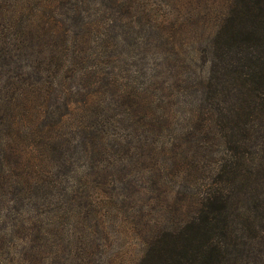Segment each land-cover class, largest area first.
Instances as JSON below:
<instances>
[{
	"label": "trees",
	"instance_id": "16d2710c",
	"mask_svg": "<svg viewBox=\"0 0 264 264\" xmlns=\"http://www.w3.org/2000/svg\"><path fill=\"white\" fill-rule=\"evenodd\" d=\"M175 2L0 0V264H264V0H211L192 53ZM153 36L172 81L122 63Z\"/></svg>",
	"mask_w": 264,
	"mask_h": 264
},
{
	"label": "rangeland",
	"instance_id": "374dc122",
	"mask_svg": "<svg viewBox=\"0 0 264 264\" xmlns=\"http://www.w3.org/2000/svg\"><path fill=\"white\" fill-rule=\"evenodd\" d=\"M210 4L211 0H176V2L173 4L175 13L179 15L181 19H186L187 44L185 48H189L191 53L195 51V48H200L202 46L200 45L201 41L206 40L210 35V23L208 17L204 16L206 15L205 12L209 11ZM198 12L199 14H197ZM199 15H203V19L200 21L199 25H197L196 23H194V21ZM132 30L138 37V39H142V33L139 31L138 27ZM162 41L163 40L153 36L152 38L143 41V45H138L136 44V39L130 37L128 39V42L132 44L119 46L118 48V51H126L123 54V57L127 62L122 61V63H124L125 65L135 66L136 64L140 63H143L145 65L150 61H153L156 64V80H161L163 75L169 78L170 81L174 80L173 75H165L167 68L163 62L167 60V57L165 55L168 54L169 56L173 54L175 50L171 47V45L167 44L166 42L163 43ZM133 45L137 46L136 51L134 50ZM173 61L174 59L171 60V62ZM195 66V69H197L198 72V69L202 70L203 63L199 61ZM179 109L184 112L185 107L182 106ZM127 185L128 183L126 185L120 186V193H123L126 190L130 191ZM111 217L112 219L115 218L113 216ZM98 233L100 237L102 236V239L107 241L109 244H112L111 249L113 251L116 250L117 247H126L131 244H136L134 237L124 236L121 233V228L119 227V224L116 220H110L108 222L107 228L105 230L99 231ZM94 250L95 253H101L100 249L98 248H94ZM133 250V252H138V248H136V246ZM50 255H52V258L50 259V262L48 264H66V257H70L69 248L66 247L65 249L59 250L56 253L50 252ZM25 256L26 260L30 264H41L39 260H44V256H41L40 258V255H38L37 251L34 248H31V250L30 248H27Z\"/></svg>",
	"mask_w": 264,
	"mask_h": 264
}]
</instances>
